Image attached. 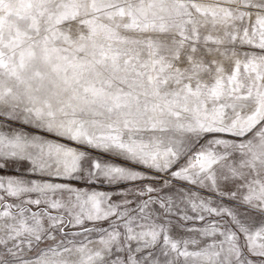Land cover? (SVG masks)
<instances>
[{
	"label": "snow or ice",
	"instance_id": "obj_1",
	"mask_svg": "<svg viewBox=\"0 0 264 264\" xmlns=\"http://www.w3.org/2000/svg\"><path fill=\"white\" fill-rule=\"evenodd\" d=\"M0 264H264V0H0Z\"/></svg>",
	"mask_w": 264,
	"mask_h": 264
}]
</instances>
